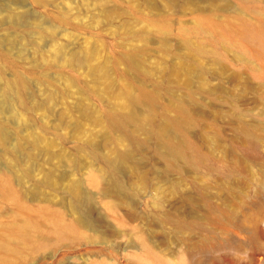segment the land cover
<instances>
[{"label": "rangeland", "instance_id": "374dc122", "mask_svg": "<svg viewBox=\"0 0 264 264\" xmlns=\"http://www.w3.org/2000/svg\"><path fill=\"white\" fill-rule=\"evenodd\" d=\"M0 78V233L75 217L77 194L95 225L46 223L11 264H264V0H0ZM175 121L194 167L157 151ZM123 156L120 202L103 190Z\"/></svg>", "mask_w": 264, "mask_h": 264}, {"label": "bare ground", "instance_id": "6f19581e", "mask_svg": "<svg viewBox=\"0 0 264 264\" xmlns=\"http://www.w3.org/2000/svg\"><path fill=\"white\" fill-rule=\"evenodd\" d=\"M192 32L199 35H209L210 39H214V33L210 24L204 20L196 21V24L192 28ZM183 45H187L189 40L187 37L180 39ZM70 59V58H69ZM72 59V58H71ZM70 59V60H71ZM74 59V58H73ZM72 59V60H73ZM18 80V79H17ZM14 82V81H13ZM12 82V83H13ZM4 82L0 78V84L5 87L6 90H11L14 88L13 84L9 81ZM0 85V86H1ZM15 89V88H14ZM153 98L151 96L144 98H133L130 101L129 112L126 115L117 117L114 119V124L118 127H123L125 124L136 120L139 117V109L145 107L147 104H151ZM171 127H166L164 129H159L156 132V137L158 140L157 151L161 157L167 162L168 165H173L177 163L179 168L184 167H194L201 160L202 155L194 146V144L188 139L186 133L180 128V122H172L169 124ZM5 138V137H4ZM2 135L0 134V141ZM125 166L124 156L119 157L115 162H110L108 165V174L106 176V182L108 187L103 190V194L115 195L120 202H124L127 194L125 193L122 182L118 176V172L121 168ZM77 202L73 205V209L77 213L75 217L68 219L64 216H60L61 213L58 211H49L41 216L40 221H35L31 217L26 216L22 219V223H18L13 220L10 224L0 233V255L3 257L10 256V262L19 253H26L32 255L35 246L38 243L36 237L41 232L43 226L46 223H52L53 234L59 235L63 240L71 239H84V235L79 231V226L94 229L95 225L90 217V204L92 203V198L89 195L77 194ZM80 203H84V208L79 206ZM86 208V210H85ZM104 220H102V226ZM106 227V226H104ZM45 240H50V234L44 232L43 234ZM160 259H157V262Z\"/></svg>", "mask_w": 264, "mask_h": 264}]
</instances>
